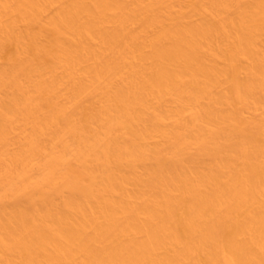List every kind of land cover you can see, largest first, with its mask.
Returning a JSON list of instances; mask_svg holds the SVG:
<instances>
[{
    "label": "bare ground",
    "instance_id": "obj_1",
    "mask_svg": "<svg viewBox=\"0 0 264 264\" xmlns=\"http://www.w3.org/2000/svg\"><path fill=\"white\" fill-rule=\"evenodd\" d=\"M6 39L0 264H264V0H0Z\"/></svg>",
    "mask_w": 264,
    "mask_h": 264
},
{
    "label": "rangeland",
    "instance_id": "obj_2",
    "mask_svg": "<svg viewBox=\"0 0 264 264\" xmlns=\"http://www.w3.org/2000/svg\"><path fill=\"white\" fill-rule=\"evenodd\" d=\"M191 2V0H190ZM55 7H52L51 10L45 15L43 23H28L24 20L19 21V29L26 34L24 38V42L27 44L28 54L38 60L44 62H50V54L48 45L52 41V39L56 36V33L50 24L49 18L53 12H55ZM198 18L201 15L197 16ZM207 17L213 19L211 15L207 14ZM35 33L38 35L40 42L45 46L43 49H39L35 42L33 41L31 34ZM17 53V41L14 39H6L2 46H0V65L8 62L10 59L14 58ZM222 63H228V60L223 57ZM2 96L4 101L9 100L10 92L3 91Z\"/></svg>",
    "mask_w": 264,
    "mask_h": 264
}]
</instances>
